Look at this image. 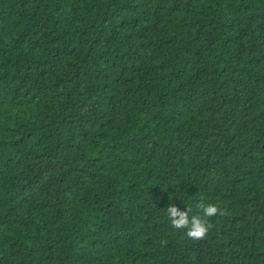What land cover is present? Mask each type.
Instances as JSON below:
<instances>
[{
	"label": "trees",
	"instance_id": "16d2710c",
	"mask_svg": "<svg viewBox=\"0 0 264 264\" xmlns=\"http://www.w3.org/2000/svg\"><path fill=\"white\" fill-rule=\"evenodd\" d=\"M0 264H264V0H0Z\"/></svg>",
	"mask_w": 264,
	"mask_h": 264
},
{
	"label": "clouds",
	"instance_id": "9594fccd",
	"mask_svg": "<svg viewBox=\"0 0 264 264\" xmlns=\"http://www.w3.org/2000/svg\"><path fill=\"white\" fill-rule=\"evenodd\" d=\"M198 209L196 214H192V208L180 210L175 204L166 207V215L172 228L183 230L185 235L194 241L206 239L211 228V219L223 215L222 208L215 202L198 201L195 204Z\"/></svg>",
	"mask_w": 264,
	"mask_h": 264
}]
</instances>
